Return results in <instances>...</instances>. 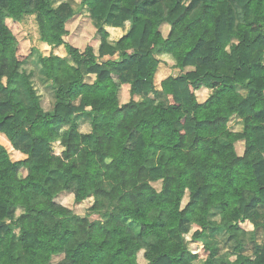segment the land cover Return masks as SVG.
Segmentation results:
<instances>
[{"label": "trees", "instance_id": "obj_1", "mask_svg": "<svg viewBox=\"0 0 264 264\" xmlns=\"http://www.w3.org/2000/svg\"><path fill=\"white\" fill-rule=\"evenodd\" d=\"M50 4L0 0V134L25 156L12 161L0 146V264H140L139 253L145 264H193L181 240L189 223L199 228L195 239L214 229L235 243L201 264H264V243L251 258L239 241L244 222L264 232V0H82L97 37L83 49L66 41L71 5ZM27 14L42 43L66 52L38 59L53 92L50 111L20 70L11 27ZM127 22L110 41L104 25ZM163 56L193 71L164 79L160 101L149 94H157ZM124 87L130 99L121 104ZM202 88L211 92L199 102ZM85 113L121 118H91L82 133L74 120ZM232 116L241 132L229 130ZM54 174L63 185L51 194ZM61 193L93 203L80 216Z\"/></svg>", "mask_w": 264, "mask_h": 264}, {"label": "rangeland", "instance_id": "obj_2", "mask_svg": "<svg viewBox=\"0 0 264 264\" xmlns=\"http://www.w3.org/2000/svg\"><path fill=\"white\" fill-rule=\"evenodd\" d=\"M67 2L71 5L72 9L76 12L74 18L68 23V36L66 37V41L77 47L79 49H83L86 45H97V37L95 34V29L91 24V20L89 18L90 9L88 6L82 5V0H51L50 6L56 8L60 3ZM12 32L15 35L18 44V57H21L22 60H25V63L20 67L21 71L26 72L27 74H31V82L34 90L36 91L40 105L44 111H50L53 108L54 97L51 89L50 81H48L44 76V71L41 69L38 59L40 56H50L52 54L59 55L61 57L66 56V52L63 46L59 48H53L48 46L45 43H42L39 40V36L37 33V26L35 22L34 16L27 14L23 20L15 25H12ZM105 30L109 34V40L115 42L119 40L130 28V23L127 22L123 27L120 28H112L109 25H104ZM166 35V32H163ZM160 64L157 67L155 76H154V91H156V95L153 93L149 94L150 98L164 101L165 97L162 94V90L160 87L161 82L167 77H178L180 74H185L193 71L192 67H187L184 70L180 71L174 68V61L169 56L159 57ZM211 90L202 88L197 92V99L199 102L204 101ZM236 92L239 97L244 99L247 96V91L240 86H236ZM18 99L27 104L26 98L23 93L18 96ZM129 97V88L124 87L120 91V103L124 104L128 102ZM134 100L139 102L141 98L138 96L134 97ZM77 103V101L75 102ZM92 119H96L97 121L101 120H111L118 121L121 118L120 113L113 114L111 116H104L99 114H92ZM90 118L88 113L78 114L75 117V123L78 126V129L82 133H87L90 131V125L92 119ZM229 130L234 132H241L243 129L242 122L237 116H232L227 124ZM58 132H61L62 129L60 127L56 128ZM0 146H3L9 153L12 161H19L25 158L23 154L14 150L6 137L3 134H0ZM238 152L241 151V146L237 145ZM61 148L58 144H54V152L60 153ZM23 173V172H22ZM62 178L59 174H54L51 176L47 183L46 188L51 194H56L62 189ZM156 189L160 188L159 184L154 185ZM59 201L67 204L72 207L74 212L77 215L84 216L87 212V209L92 205L93 199L89 198L86 201L75 204L73 201V196L68 193H61L58 195ZM21 209H18L13 214L15 218L16 214L21 212ZM218 214L216 210L211 212L209 217L212 224H216L218 222ZM92 220L98 219V216L93 215L90 217ZM240 227L245 231L246 236L241 238L239 241L243 246V252L245 255L253 258L254 251L257 247H260L264 243V232H254L253 226L249 222H244L240 225ZM199 228L194 223L187 224V230L183 231L181 234V240L187 246L188 251L191 254L196 255V259L193 261V264H201L207 256L211 254L213 249L219 250V252H225L230 250L235 243L230 241L228 237L223 234L215 231L214 229H210L204 233L203 236L198 239L194 238V233L198 231ZM19 236V229L17 227L13 230V239L16 241ZM60 258L55 257L52 260V263H55ZM138 262L140 264H145V261L142 259V253L138 254Z\"/></svg>", "mask_w": 264, "mask_h": 264}, {"label": "crops", "instance_id": "obj_3", "mask_svg": "<svg viewBox=\"0 0 264 264\" xmlns=\"http://www.w3.org/2000/svg\"><path fill=\"white\" fill-rule=\"evenodd\" d=\"M59 48V47H58ZM52 55H55V54H52ZM55 56H59V55H55ZM61 57V56H60Z\"/></svg>", "mask_w": 264, "mask_h": 264}]
</instances>
